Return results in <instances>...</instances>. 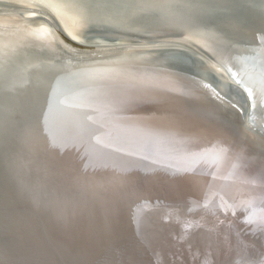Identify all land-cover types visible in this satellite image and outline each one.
<instances>
[{
  "label": "water",
  "instance_id": "water-1",
  "mask_svg": "<svg viewBox=\"0 0 264 264\" xmlns=\"http://www.w3.org/2000/svg\"><path fill=\"white\" fill-rule=\"evenodd\" d=\"M248 1L231 13L204 16L221 30L252 24L264 60V8ZM144 45L192 49L161 40ZM24 77L3 89L19 97L14 92L29 84ZM105 84L83 98L85 125L37 136L34 121L25 123L32 137L24 142L14 133L0 136V198L10 210L0 228V264H264V134L241 125L232 107L202 87L210 104L189 102L183 119L177 106L163 103L168 83L138 84L130 92ZM14 101L6 113L17 122L25 100ZM133 119L136 149L119 142ZM120 169L127 176L117 184ZM113 185L114 199H96ZM74 204L75 215L60 218ZM96 212L105 220L99 227ZM49 226L61 227L62 235L55 238Z\"/></svg>",
  "mask_w": 264,
  "mask_h": 264
},
{
  "label": "bare ground",
  "instance_id": "bare-ground-1",
  "mask_svg": "<svg viewBox=\"0 0 264 264\" xmlns=\"http://www.w3.org/2000/svg\"><path fill=\"white\" fill-rule=\"evenodd\" d=\"M248 2L0 0L1 138L14 133L24 142L32 137L31 127L27 128L26 124L34 121L39 122L33 123L40 128L37 136L68 133L70 125L76 122L79 126L85 125L89 109L83 106V98L99 93L98 84L106 85L105 82L121 86L125 92L138 84L168 83L169 94H165L168 100L163 103L177 106L174 113L183 119L189 102L203 100L210 104L199 90L202 87L209 90L208 95L214 102L232 107L241 125L264 134V60L259 54V34L251 29L252 24L245 23L221 30L210 25L204 16L205 11L231 13L240 5H249ZM259 4L264 8V0ZM154 40L177 42L192 49L181 45H144ZM25 75H29L28 92H14L20 95L15 99L25 100L22 102L25 111L22 109L21 119L15 122L6 113V108L15 107V96L3 88L20 86ZM96 79L100 83L95 85ZM163 103L154 105H166ZM246 111L247 119L243 116ZM161 117L162 122L173 120L170 116ZM136 122H129L127 133L119 140L126 148L129 145L136 149L140 142L134 133L138 127ZM130 131L133 139L128 137ZM117 172L115 178L120 175L117 181L120 184L127 175L121 169ZM116 188V185L106 186L95 197L112 200L115 193L112 190ZM1 189L0 184V197ZM2 199L0 228L10 211ZM50 209L56 211L53 205ZM77 209L78 204L68 205L59 216L62 218L64 213L74 216ZM96 219L98 227L105 222L98 214ZM48 228L56 234L55 238L62 235L61 227L55 231L53 226ZM103 229L110 231L105 228L98 231ZM109 240L114 249V236Z\"/></svg>",
  "mask_w": 264,
  "mask_h": 264
}]
</instances>
